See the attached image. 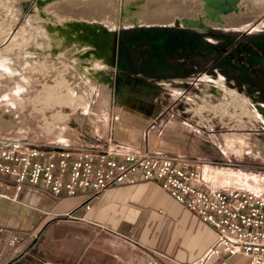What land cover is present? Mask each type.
Returning a JSON list of instances; mask_svg holds the SVG:
<instances>
[{
	"label": "rangeland",
	"instance_id": "obj_1",
	"mask_svg": "<svg viewBox=\"0 0 264 264\" xmlns=\"http://www.w3.org/2000/svg\"><path fill=\"white\" fill-rule=\"evenodd\" d=\"M21 1L0 0V62L8 67H24L23 74L18 76L14 73L7 80L0 79V136L24 139L30 145L44 150L76 151L104 147L105 127L96 130L99 125L107 123V119L105 122L94 123L92 127H88L86 118L78 120L77 105L86 108L90 104L82 78L76 74L77 70L72 65H63L60 60L45 58L43 50L36 47L34 38L29 37L32 28L27 18L36 0H27L29 5H25L24 10ZM263 18L264 9L249 22L245 31L264 30V24H261ZM175 22L182 25L180 18L175 17L167 26ZM143 25L134 22L129 26L116 27L107 35L109 41L104 49L107 53V69L104 73L111 71L117 79L113 92L114 104L108 110L107 118H113L114 114L119 115L121 110H125L123 107H129L137 113L154 117L156 123L161 124L162 130L173 122L192 124L202 144L194 158L213 162L202 167L208 185L256 190L262 188L264 149L258 146L264 138V120L255 116L258 112L254 107L256 102L247 99L243 93L229 89L220 77L203 74L184 91L182 85H131L129 76L114 67L116 36L128 32L130 27ZM101 27L109 31L106 26ZM208 27L197 31L239 32L218 25ZM203 78L211 79L220 92L214 100L203 90ZM16 83L23 86L28 83L26 92H14ZM168 136L174 142L178 141L173 139L172 134Z\"/></svg>",
	"mask_w": 264,
	"mask_h": 264
},
{
	"label": "crops",
	"instance_id": "obj_2",
	"mask_svg": "<svg viewBox=\"0 0 264 264\" xmlns=\"http://www.w3.org/2000/svg\"><path fill=\"white\" fill-rule=\"evenodd\" d=\"M123 108L96 130L105 127V146L189 157L202 146L192 124L178 121L162 130L154 117ZM84 199L53 197L39 184H15L0 174V237L18 236L15 246L0 245V264H220L223 257L248 264L242 255L205 256L216 241L214 229L155 182L115 185L91 198L88 209Z\"/></svg>",
	"mask_w": 264,
	"mask_h": 264
},
{
	"label": "built area",
	"instance_id": "obj_3",
	"mask_svg": "<svg viewBox=\"0 0 264 264\" xmlns=\"http://www.w3.org/2000/svg\"><path fill=\"white\" fill-rule=\"evenodd\" d=\"M206 163L213 162L158 149L44 150L0 136V174L15 184H39L53 197L84 195L88 209L89 200L108 188L139 178L152 181L214 229L216 241L205 256L242 255L248 264H264V188L209 186L202 174ZM17 241L15 234L0 237L6 247ZM220 264H228L226 257Z\"/></svg>",
	"mask_w": 264,
	"mask_h": 264
},
{
	"label": "bare ground",
	"instance_id": "obj_4",
	"mask_svg": "<svg viewBox=\"0 0 264 264\" xmlns=\"http://www.w3.org/2000/svg\"><path fill=\"white\" fill-rule=\"evenodd\" d=\"M262 9L264 0H38L27 18L32 28L29 37L34 38L45 58L72 65L81 76L90 104L86 108L77 105L76 115L79 121L86 118L88 127H92L98 121H106L108 110L114 104L113 75L111 71L104 73L107 69L104 49L111 30L134 22L144 23L137 27H160V24L171 27L167 25L179 17L182 25L175 22L172 26L177 24L192 30L218 25L242 31ZM102 25L111 32L105 31ZM23 68V65L8 67L0 62V79L7 80L14 73L19 76L24 73ZM204 83L207 88L213 87L209 78ZM28 86V83L25 86L16 83L13 91L21 94ZM205 92L209 93L207 89ZM219 93L213 92L210 99L214 100ZM255 116L264 120L258 112ZM259 142L258 147L264 149V138Z\"/></svg>",
	"mask_w": 264,
	"mask_h": 264
},
{
	"label": "flooded vegetation",
	"instance_id": "obj_5",
	"mask_svg": "<svg viewBox=\"0 0 264 264\" xmlns=\"http://www.w3.org/2000/svg\"><path fill=\"white\" fill-rule=\"evenodd\" d=\"M197 30L180 33L171 29L155 48L137 36V29L121 32L115 39L114 66L120 65L134 86L182 85L187 91L201 75L207 74L220 77L229 89L243 93L252 102H264V83L251 61L258 52L250 44L264 41V30ZM164 35L165 31H157L146 38ZM204 79L201 84L207 94L217 91L214 82L212 88H207Z\"/></svg>",
	"mask_w": 264,
	"mask_h": 264
},
{
	"label": "water",
	"instance_id": "obj_6",
	"mask_svg": "<svg viewBox=\"0 0 264 264\" xmlns=\"http://www.w3.org/2000/svg\"><path fill=\"white\" fill-rule=\"evenodd\" d=\"M38 0H36L37 2ZM25 5H29L27 0L21 1V7L22 10L25 9ZM131 29H137V36L143 39L144 42H149L153 48H155L157 45L162 43V41L165 39V37L170 33L171 29H176L180 33L187 32L191 29H186V28H181L178 27L177 24L171 27H131ZM157 31H165V35L161 38H146L152 34H155ZM250 44L254 47V49L258 52V57L257 58H252L251 61L256 65L258 68V74L260 75L261 81L264 83V41H251ZM116 69L123 71L122 67L120 65H115L114 66ZM116 83L117 79L116 77H113V84L114 88L116 89ZM114 89V90H115ZM263 104V105H261ZM254 107L258 110L259 113L264 115V102H256Z\"/></svg>",
	"mask_w": 264,
	"mask_h": 264
}]
</instances>
